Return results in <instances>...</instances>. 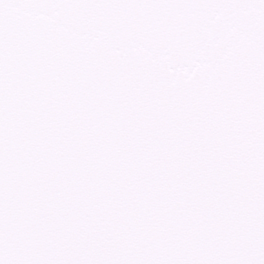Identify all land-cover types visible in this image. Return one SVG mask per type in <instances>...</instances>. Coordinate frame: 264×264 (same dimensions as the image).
<instances>
[{
  "label": "snow or ice",
  "instance_id": "6c2138e0",
  "mask_svg": "<svg viewBox=\"0 0 264 264\" xmlns=\"http://www.w3.org/2000/svg\"><path fill=\"white\" fill-rule=\"evenodd\" d=\"M0 264H264V0H0Z\"/></svg>",
  "mask_w": 264,
  "mask_h": 264
}]
</instances>
